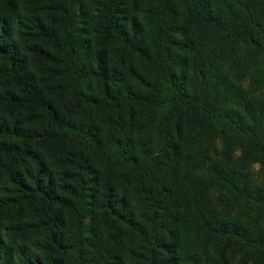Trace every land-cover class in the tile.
<instances>
[{
  "label": "trees",
  "instance_id": "16d2710c",
  "mask_svg": "<svg viewBox=\"0 0 264 264\" xmlns=\"http://www.w3.org/2000/svg\"><path fill=\"white\" fill-rule=\"evenodd\" d=\"M8 5L0 264H264L261 232L194 196L214 141L264 162V105L240 83L264 64V0H28L13 23ZM34 204L32 223L9 216ZM31 230L47 259L21 244Z\"/></svg>",
  "mask_w": 264,
  "mask_h": 264
},
{
  "label": "rangeland",
  "instance_id": "374dc122",
  "mask_svg": "<svg viewBox=\"0 0 264 264\" xmlns=\"http://www.w3.org/2000/svg\"><path fill=\"white\" fill-rule=\"evenodd\" d=\"M8 1L9 5L4 6L2 9L3 15H5L12 23L14 22V20L19 21V16L22 14L21 10L23 8V3L24 1L28 0ZM4 3L6 5V1ZM14 29L16 30L17 28L15 27ZM238 77H240V73L238 74ZM244 78L245 79L240 83L244 85L247 94L252 99L257 100L262 105H264V64H259L258 71L254 69L250 71L249 74ZM209 150L212 157L208 158L209 162L205 166L206 171H204V173H200L198 175V179L195 178L197 183L193 182L196 187H202V183H207L205 187V194H202V192H200L201 190L197 192V188H195L196 191L194 193V196H200L201 203H204L205 208L215 213V219L220 218L221 220V216L223 214H227V216L241 217V219L245 222H248V224L252 228H256L257 232H261L262 237H264V212L259 210V206H256L254 208L252 205H250V201L246 199L244 194L246 193L245 185L242 184L245 182H249L251 185L263 190L264 162L256 163L253 164L251 168L243 169L241 167V164L237 165V159L241 156V150L236 147L230 148V146L224 145L222 141L219 140L214 141L212 147ZM232 161H235V166L233 165ZM214 165H217L220 168L227 167L229 168V170L233 169L235 171L237 180L235 181L236 186L234 187V189L231 188V190H229V188H227L226 186L221 187L216 184L215 187H212V183L215 181V174H212L211 170H213ZM227 177L230 179L229 176ZM15 196L16 193L12 190L11 186L0 188V197L9 198ZM34 208L35 204L33 206L30 205L22 210L14 207L9 213V216L14 218L16 224L32 223V221H34L38 217L36 212L33 210ZM0 216L2 215L0 214ZM4 223L5 225H7L8 222L5 221ZM55 231L58 232L59 229ZM49 236V233H45L39 230H31L30 232L25 234V238L23 239V241L21 240V242H23L21 244L23 246H27V248L31 250L32 257H34L33 253H38L41 259L45 260L47 259V257L43 254V252L36 250V248L34 247L39 243L48 241V239H50ZM10 241L11 240H9V242ZM186 249L188 248L186 247ZM190 251H192L191 246ZM191 254L193 253L191 252ZM15 259L16 262L13 261L12 264H18L19 259ZM240 259L241 258L238 257L235 262L240 261Z\"/></svg>",
  "mask_w": 264,
  "mask_h": 264
}]
</instances>
